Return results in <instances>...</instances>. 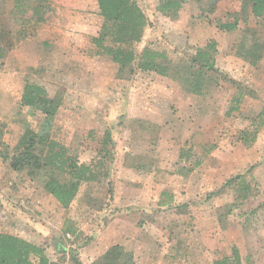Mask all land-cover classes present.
Returning <instances> with one entry per match:
<instances>
[{
  "label": "rangeland",
  "instance_id": "obj_1",
  "mask_svg": "<svg viewBox=\"0 0 264 264\" xmlns=\"http://www.w3.org/2000/svg\"><path fill=\"white\" fill-rule=\"evenodd\" d=\"M52 2L56 11L46 25L35 32L30 28L21 44L0 59V230L6 227L28 238L32 225V231L42 235L34 242L58 264H75V257L85 264L82 247L89 235L78 229L97 224L104 228L102 224L116 214L126 229L129 218L133 226L147 229L144 239L159 244V256L175 254L176 259L195 258L189 264H212L216 255L228 254L237 245L243 264H264V124L249 146L240 139L241 130H253L261 120L264 61L251 66L237 57L241 30H221L214 19L237 11L240 1L220 0L210 13L202 11L196 0H187L182 7L185 16L170 19L154 9L156 0H139L148 26L138 50L153 43L170 53L176 49L179 56L186 47L217 41V65L245 91L240 108L231 114L227 110L239 89L230 81L223 80L208 96H200L188 92L182 82L156 73L126 70L118 76V65L97 55L91 42L103 22L96 0ZM11 6L12 0H6L5 10ZM250 24L264 34L263 22L257 24L250 17ZM76 42L83 45L72 49ZM28 79L63 98L53 135L80 161L97 159V138L106 128L115 142L113 184H84L66 211L51 194L27 176H16L3 161L25 124L38 126L37 116L20 103ZM187 142L202 162L185 176L177 172L176 163ZM206 143L214 148L204 156L200 144ZM121 162L146 164L145 173L133 177ZM239 173L256 185L257 193L224 214L234 192L229 188L213 192ZM149 179L164 184L153 187ZM162 188L168 191L163 196L167 206L159 208L156 196ZM60 245L65 246L63 251Z\"/></svg>",
  "mask_w": 264,
  "mask_h": 264
},
{
  "label": "trees",
  "instance_id": "obj_2",
  "mask_svg": "<svg viewBox=\"0 0 264 264\" xmlns=\"http://www.w3.org/2000/svg\"><path fill=\"white\" fill-rule=\"evenodd\" d=\"M98 13L103 22L97 34L91 36L95 53L108 57L118 65V76L122 77L126 70L131 72L156 73L185 84L188 92L200 96H208L223 80L232 82L238 87L234 94L228 114L240 108L244 99V90L239 83L227 75L218 65L216 54L217 41L210 40L203 46L186 47L178 56L176 49L172 53L166 49L148 43L140 50L138 44L143 40L148 16L139 0H96ZM202 11L213 13L220 0H196ZM239 9L215 15L217 28L221 30H241V38L236 46L235 54L251 66H258L264 61V34L258 27L250 24V17L257 24L264 23V0H239ZM187 0H156V11L170 19L180 17L182 7ZM6 0L0 3V59L7 51L21 44L30 31H37L47 23L56 8L52 0H12L11 8L5 10ZM23 106L29 107L38 118V126L26 123L18 141L11 151L5 152L3 161L8 170L16 176H27L44 191L51 194L59 205L68 210L77 198L84 184L112 183L111 163L114 159V140L109 128L97 138L99 149L97 159L91 163L80 161L70 148L53 135L55 120L63 98L52 95L50 89L33 80H26L20 98ZM260 122L253 130L244 128L240 131V139L249 146L258 135L264 124V109L259 114ZM185 145L180 148L179 162L188 161L189 166L177 164V172L187 175L202 162V156L193 154L194 146ZM203 155L209 154L214 145L200 144ZM192 161V162H191ZM145 168L146 164H135ZM11 174V172H9ZM23 177V176H22ZM113 184V183H112ZM234 192L232 204H226L228 214L234 206L243 204L251 196L256 195V185L246 179L244 173L228 179L221 189L213 193L220 194L225 189ZM164 190L160 198L166 204ZM172 196L171 193H169ZM0 210V217L2 216ZM221 214L220 217L221 218ZM68 220V219H67ZM66 220V221H67ZM222 219H219L220 222ZM6 228V227H5ZM0 230V264H58L50 258L45 248L17 233L6 229ZM65 230V233H69ZM65 248V246H64ZM60 245L59 249L64 250ZM75 264H82L78 258ZM92 264H135V254L120 244H114ZM213 264H243L242 255L237 245H233L230 253L214 259Z\"/></svg>",
  "mask_w": 264,
  "mask_h": 264
},
{
  "label": "crops",
  "instance_id": "obj_3",
  "mask_svg": "<svg viewBox=\"0 0 264 264\" xmlns=\"http://www.w3.org/2000/svg\"><path fill=\"white\" fill-rule=\"evenodd\" d=\"M96 3H97V1H96ZM97 6H98V4H97ZM180 15H181V17L185 16L184 9L181 11ZM44 25H46V23L43 24L42 27H44ZM89 27H91V26L89 25ZM98 31L94 32L93 35L97 34ZM79 45H83V44L76 42L75 44L71 45L70 47L72 49H74L76 46L78 47ZM121 163H122L123 168L126 170H129V173L133 177L135 176V174L145 173L144 169L138 168L131 163H128V162H121ZM225 168L230 169L231 171L233 170L232 167L228 168L226 166ZM149 180L151 181V184L154 185L153 187H159L158 186L159 184H161V185L164 184L163 180L162 181H157L156 179L154 181H152L151 179H149ZM164 190L165 189L162 188L160 190L159 194H157V196H156L158 198L157 199V206L159 208H164L167 206V204H161L159 202ZM125 210H126V212L123 213L124 217L127 214V209H125ZM30 220H31V218H30ZM66 220H67V218H66ZM66 220H65V222H66ZM32 223H34V222H32ZM106 223H107V225H106ZM33 225L35 226V224H33ZM36 225H37L38 229L41 228V226H39L38 224H36ZM102 225L103 226L105 225V226H104V228H101V229H100V226L98 224L96 226H94V228L89 227V228L85 229L84 225H83L82 227H80L78 229V233H79V231H81V229H84L86 231V234H83V236L89 235V237H90V238L88 237L89 239L88 238L86 239V242L83 244V247H82V251L84 254V258H85L84 259L85 264H91L92 262H94V260L97 257L102 255L105 251H107L109 249V247H111L114 244H120L125 249L133 251L135 254V264H182V263L183 264H189L188 261L196 262L195 258H193V257H191V259L186 258L185 260H182L179 258L176 259L174 256L175 254L173 255V257L167 256V255H165V257H164L162 254H161V256H159V251H158L159 244H157V242L153 241L152 244L150 245L144 239L148 230L141 227L140 225H137V224H135V226H133L130 218H129V225L130 226L128 229H126L124 225H121L117 222L116 214L110 215L109 221L105 222V224H102ZM33 229H34V227H32V225H31V228H30L31 234H29L28 238L33 240V241L42 239V235L38 232L32 231ZM149 232H151V231H149ZM44 233H46V232H44ZM165 233H166L165 231H162V235H165ZM18 234L22 236L23 233L18 232ZM46 235L43 237L46 238ZM74 236L76 237L77 233L74 234ZM23 237H25V235H23ZM152 249H154V251H155L154 253L150 252ZM223 251H225V249H223ZM240 252L242 255L243 252L242 251H240ZM213 253H215V252H213ZM213 257H214V255H213ZM218 257L219 256L216 255L213 258L212 264H213L214 259H216ZM242 259H243V257H242Z\"/></svg>",
  "mask_w": 264,
  "mask_h": 264
}]
</instances>
